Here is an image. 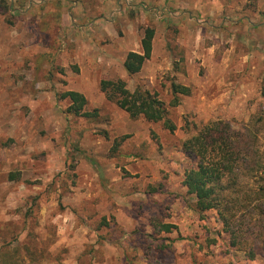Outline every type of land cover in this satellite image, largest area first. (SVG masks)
Wrapping results in <instances>:
<instances>
[{
	"label": "rangeland",
	"instance_id": "1",
	"mask_svg": "<svg viewBox=\"0 0 264 264\" xmlns=\"http://www.w3.org/2000/svg\"><path fill=\"white\" fill-rule=\"evenodd\" d=\"M147 27L152 55L130 75ZM118 78L176 130L107 99L101 80ZM173 82L190 88L174 107ZM71 90L99 115L70 113ZM263 94L264 0H0V264H264L258 209L233 227L199 212L181 146L188 122L223 120L263 151Z\"/></svg>",
	"mask_w": 264,
	"mask_h": 264
},
{
	"label": "trees",
	"instance_id": "2",
	"mask_svg": "<svg viewBox=\"0 0 264 264\" xmlns=\"http://www.w3.org/2000/svg\"><path fill=\"white\" fill-rule=\"evenodd\" d=\"M154 37V28L147 27L141 40L142 52L127 53L123 66L128 74L141 71L146 60L151 57ZM100 88L107 99L115 102L132 118L143 116L148 121H162L169 131L176 130V125L167 116L165 103L149 90L137 88L131 91L122 78L103 79ZM171 90L173 99L170 106L173 107L180 104V94H190L188 86L175 82L171 84ZM60 97L70 100L68 111L74 115H99L97 109L91 112L84 110L87 98L79 91H66ZM190 125L188 122V136L181 145L191 160L190 167L184 171L183 185L195 197L196 209L199 212L217 210L227 227H233V218L239 209L249 213L258 209L257 218H249V221L254 219V224L258 225L256 230L253 229L255 238L264 239V211L260 213L264 206V150L261 151L254 143V134L248 128L235 130L229 122L223 120L195 123L193 128ZM245 177L253 178L252 182ZM160 226L167 232L171 231L170 224L161 222ZM230 230L232 245H236L239 241L235 231L232 228L227 231ZM8 264H23V260L18 257Z\"/></svg>",
	"mask_w": 264,
	"mask_h": 264
}]
</instances>
